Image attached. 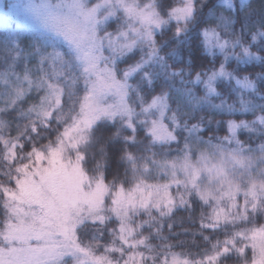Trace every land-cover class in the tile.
Returning <instances> with one entry per match:
<instances>
[{
  "label": "snow or ice",
  "instance_id": "1",
  "mask_svg": "<svg viewBox=\"0 0 264 264\" xmlns=\"http://www.w3.org/2000/svg\"><path fill=\"white\" fill-rule=\"evenodd\" d=\"M0 16V264H264V0Z\"/></svg>",
  "mask_w": 264,
  "mask_h": 264
},
{
  "label": "trees",
  "instance_id": "2",
  "mask_svg": "<svg viewBox=\"0 0 264 264\" xmlns=\"http://www.w3.org/2000/svg\"><path fill=\"white\" fill-rule=\"evenodd\" d=\"M14 25H11V26H8L9 28H11V27H13ZM4 30H5V27H4V25H0V33H3L4 32ZM121 66H123V65H121ZM220 117H217V119H219ZM241 118H243V117H241ZM250 118V117H249ZM219 135H224V132H220V133H218ZM242 139H243V137H241ZM100 251H102V249H100ZM174 251H176L177 253H179V252H181V251H185V252H187V251H190V252H192V253H197V252H199L200 251V249H198V248H196V247H193V246H188V247H186V248H184V249H181V248H176ZM99 254V253H98ZM197 258H199L198 256H197Z\"/></svg>",
  "mask_w": 264,
  "mask_h": 264
},
{
  "label": "rangeland",
  "instance_id": "3",
  "mask_svg": "<svg viewBox=\"0 0 264 264\" xmlns=\"http://www.w3.org/2000/svg\"><path fill=\"white\" fill-rule=\"evenodd\" d=\"M13 2H24V0H13ZM16 23V16L14 14H10L8 19V26L15 25ZM0 25H4V20L2 16H0Z\"/></svg>",
  "mask_w": 264,
  "mask_h": 264
}]
</instances>
